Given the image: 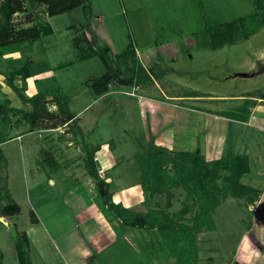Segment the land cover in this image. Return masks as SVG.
Instances as JSON below:
<instances>
[{
  "label": "crops",
  "instance_id": "crops-1",
  "mask_svg": "<svg viewBox=\"0 0 264 264\" xmlns=\"http://www.w3.org/2000/svg\"><path fill=\"white\" fill-rule=\"evenodd\" d=\"M97 13L96 20L103 23L102 10ZM19 15L27 14L15 17ZM53 18L47 15L45 19L52 29L50 34L0 46V148L7 162L1 176L12 199L21 207L20 214L0 218L8 224L17 221L14 227L17 225L28 240L31 264H176L158 228H125L122 220L103 205L86 167L88 155L94 154L99 174L110 184L115 203L137 215L173 216L179 211L173 196L177 187L164 193L172 194V207H168L169 203H155L153 193L143 190L144 173L138 158L146 157L152 146L172 151V155L199 149L206 162L227 156L249 157L250 172L241 183L258 197L252 203L233 199L230 205L227 202L217 208L221 218L219 222L215 220L216 229L197 234V264H264V127L238 120L237 114L222 111L225 106L214 109L219 102L254 98L221 97L197 90H192L199 93L193 97L187 93L176 95L175 90L169 93L158 84L169 81L168 71L158 74L159 79L152 77L153 83L147 84L150 87L114 83L111 92L102 96L92 86L93 92L80 90L90 79L68 77L54 70L52 46L47 40L56 35L50 22ZM29 19L22 29L34 27L33 18ZM104 28L95 24L83 29L67 28L77 34L73 41L80 60L89 58L85 42L88 50L100 51L98 44L104 41V34L108 35ZM61 46H66L61 49L64 51L69 44ZM141 51L136 49L140 60ZM55 61L60 67L67 65L61 59ZM14 87L27 98L41 97L48 111L60 113L62 120L46 119L39 127H32L23 113L15 110L32 113L33 105L24 102ZM109 96L140 98L145 136L141 143L132 144L131 153L126 148L124 154L119 153L115 140L100 142L101 115H113L112 119L116 116L111 107H99L102 98ZM59 99L66 100L65 104ZM241 103L244 111L246 102ZM59 104L66 107L65 114L60 112ZM257 111L263 118V108ZM230 217V225H223ZM213 242L214 248L210 245ZM225 249L232 252L231 260ZM207 253L213 256L208 258Z\"/></svg>",
  "mask_w": 264,
  "mask_h": 264
},
{
  "label": "rangeland",
  "instance_id": "rangeland-1",
  "mask_svg": "<svg viewBox=\"0 0 264 264\" xmlns=\"http://www.w3.org/2000/svg\"><path fill=\"white\" fill-rule=\"evenodd\" d=\"M3 1L0 0V3ZM24 2L27 15L14 16L11 24L16 30H20L23 28L21 25L29 22V18L32 17L35 22L34 27L44 28L47 25L45 21L48 15L47 5L41 0H24ZM85 4L78 9L51 19L50 22L56 35L47 39L52 46L50 52H52L54 70L57 73L62 72L68 77L83 76L90 79L80 90H91V84L94 83V80L104 76L107 71L100 56H91L85 61L80 60L81 54L77 53L73 41L77 34L71 29L67 30V28L75 26L78 29H83L89 24H95L98 28L105 27L103 32L107 30L108 35L104 34V41H100L101 45L98 44V47L100 52L107 55L113 62L120 77L131 76L128 68L132 67L134 63L130 59L129 52L137 48H140L141 51L142 48L147 49L146 47L155 45V49L158 50L168 44L174 43L175 46L181 47L185 44V47H180L181 51L176 62L166 55L161 58L157 75L166 71L169 72V75L166 76L169 81H159L158 84L161 88L163 90L168 89L169 93L171 90H175L176 95L181 94L182 96L186 95L187 92L197 90L199 93L211 92V94L221 97L244 96L254 98L240 102L236 100L219 102L220 105L216 104L218 106L214 109H219L221 105L225 106L222 111L237 114L238 120L264 127V117L262 118L257 111L260 107L264 110V99L260 98L264 94V75L254 79L237 77L240 73L252 70L256 62L263 56L264 0H86ZM101 10L105 21L98 23L96 20L97 11L101 12ZM229 24L231 25L229 33L233 37V44H228L218 50L211 49L209 30L226 29ZM60 37L62 39L59 41ZM102 39L100 35V40ZM42 40L44 41L46 38ZM61 44H69V47L62 51V47L66 46H61ZM85 45H87L84 48L85 55L89 56L91 50H88L86 42ZM131 46L130 50L132 51H128ZM127 51L128 57H124L123 55ZM118 56L121 59H117ZM59 59L67 61V65L60 67V64L58 65L55 61ZM166 74L168 73L166 72ZM148 86L150 87V85ZM152 87L156 88V84ZM128 90L132 89L128 88ZM91 92L93 91L91 90ZM123 99H127L128 102L125 103ZM139 100L140 98L131 99L124 96L102 98L99 107L101 109L111 107L115 110L116 116L112 119L111 116L113 115H101L100 142L104 140L106 143H112L115 140L118 152L122 154H124L125 148L128 153H131L134 150L132 144L136 145V143L142 142L145 135L142 128L143 120L139 113ZM60 101L65 104L66 100L59 99ZM85 102L87 99L84 100ZM241 102H246L244 111ZM118 103L122 105L119 106ZM238 107L239 112L236 110ZM203 158L205 161L204 156ZM4 165L0 176L2 171H5ZM165 169L169 174L168 176L173 177L175 170L173 165L166 164ZM3 182L1 184L2 192L4 194L9 193L7 185ZM218 186L221 187V179L218 180ZM177 188L178 190L173 196L176 198L174 203L179 209L178 212L188 211L184 218L178 217L177 220L195 226L194 218L199 209L195 203L196 197H190L182 186ZM160 194H152L151 197L155 198L153 201L155 203L162 202L164 205L170 204L172 194L169 196ZM250 198H252L250 195H245L240 199L229 196L227 198L222 197L219 207L227 202L229 205L239 200L249 202ZM9 203L7 198L3 196L0 202V217L2 215L1 206H7ZM168 207H172V205L170 204ZM215 212L212 222L214 229H216V221L219 222L221 218L220 212ZM231 218L224 221L223 225L229 226ZM15 222L17 221L13 220L9 225L14 226ZM10 226H6L0 218V264H21L16 247L19 238H23L25 234L18 230L17 225L14 228ZM204 230L206 229L203 228L202 231ZM210 245L212 248L215 247L214 242ZM24 248L27 250L29 247L25 246ZM229 251L230 249L224 250L228 254V260H231L232 252ZM1 254L5 255L4 259H2ZM210 256L213 255L207 253V257L210 258Z\"/></svg>",
  "mask_w": 264,
  "mask_h": 264
},
{
  "label": "trees",
  "instance_id": "trees-1",
  "mask_svg": "<svg viewBox=\"0 0 264 264\" xmlns=\"http://www.w3.org/2000/svg\"><path fill=\"white\" fill-rule=\"evenodd\" d=\"M47 5V14L49 17H56L75 9L82 7L86 0H41ZM26 12L24 0H4L0 3V46L9 43H17L22 41H33L41 35H47L52 32L51 27L47 24L44 28L32 27L29 29L16 30L11 24L12 18L20 13ZM226 29L218 28L209 30L210 46L213 50L224 48L228 44H233L234 40L229 33L231 25ZM186 43V42H185ZM156 46V45H155ZM155 46L142 50L141 60L136 50L128 49L130 59L134 65L129 69L131 76L121 78L117 73L113 62L107 55L100 51L91 49V56H100L106 68V74L96 80L92 86L95 93L99 96L106 95L111 92L114 83L122 86H143L152 84L153 79H159L157 68L160 65L161 58L166 55L173 58L178 55L184 44L175 46L168 44L158 50ZM181 47V48H180ZM123 55L128 57L127 53ZM163 54V55H162ZM121 59V58H119ZM144 63L146 66L144 67ZM149 72H147V70ZM14 89L19 93L20 98L24 102L33 105L32 113H24L20 110L15 112L23 113L24 118L32 125L39 127L44 120H62L61 114H52L48 111L47 102L41 97L27 98L16 87ZM189 96H198V92H187ZM264 99V94L260 97ZM59 110L65 114L66 107L59 104ZM4 109L2 107L1 112ZM143 168L144 181L142 183L145 192L154 193H170L174 187L182 186L186 189L190 197H196L195 203L199 207L198 214L194 218L195 226L187 225L177 218H184L188 212H178L173 216H161L157 213L137 215L125 208L122 204L114 202L113 193L110 184L104 180L97 169L94 154H89L86 160V167L90 176L96 182V191L103 205L118 219L122 220L125 228L134 229H155L158 228L160 234L165 239L172 255L176 258V264H197L198 247L197 234L204 229L208 231L214 230L213 214L221 204L220 198L232 197L240 199L245 195L252 198L249 202H254L258 197L251 188L241 183L242 178L250 172L249 157L247 156H227L217 161L205 162L201 151L197 149L193 153L182 152L174 155L168 151L152 146L146 157L138 158ZM6 159L3 150L0 148V172ZM166 164H172L175 168L173 177L168 176L166 172ZM225 173V174H224ZM221 179V187L218 186V180ZM3 178L0 176V202L3 196L10 202L7 206H1V213L4 217H13L20 214L21 207L11 197L9 193L2 192L1 184ZM156 191V192H155ZM194 203V204H195ZM193 204V205H194ZM20 237V236H19ZM28 240L24 236L19 238L17 251L21 264H31Z\"/></svg>",
  "mask_w": 264,
  "mask_h": 264
},
{
  "label": "water",
  "instance_id": "water-1",
  "mask_svg": "<svg viewBox=\"0 0 264 264\" xmlns=\"http://www.w3.org/2000/svg\"><path fill=\"white\" fill-rule=\"evenodd\" d=\"M264 75V53L262 58H260L255 66L252 68V70H250L249 72L246 73H240L237 75V77L243 78V79H254L257 77H260ZM94 84V83H93ZM93 84H91V86H93ZM1 221L4 222V219L1 218ZM6 225L10 226L8 223L4 222ZM11 228H14V226H10Z\"/></svg>",
  "mask_w": 264,
  "mask_h": 264
},
{
  "label": "bare ground",
  "instance_id": "bare-ground-1",
  "mask_svg": "<svg viewBox=\"0 0 264 264\" xmlns=\"http://www.w3.org/2000/svg\"><path fill=\"white\" fill-rule=\"evenodd\" d=\"M50 201V200H49Z\"/></svg>",
  "mask_w": 264,
  "mask_h": 264
}]
</instances>
